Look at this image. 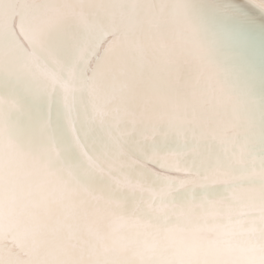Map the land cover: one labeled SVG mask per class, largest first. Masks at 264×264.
I'll return each instance as SVG.
<instances>
[{
	"label": "snow or ice",
	"instance_id": "obj_1",
	"mask_svg": "<svg viewBox=\"0 0 264 264\" xmlns=\"http://www.w3.org/2000/svg\"><path fill=\"white\" fill-rule=\"evenodd\" d=\"M0 76L55 96L73 137L45 138V122L18 137V105L0 98V264H232L175 250L221 223L264 264V140L257 150L181 0H0ZM157 136L175 147H137ZM235 200L253 214L233 220Z\"/></svg>",
	"mask_w": 264,
	"mask_h": 264
},
{
	"label": "water",
	"instance_id": "obj_2",
	"mask_svg": "<svg viewBox=\"0 0 264 264\" xmlns=\"http://www.w3.org/2000/svg\"><path fill=\"white\" fill-rule=\"evenodd\" d=\"M181 3L185 6L200 44L207 52V59L217 70L225 87L241 101L242 113L251 121L250 137L259 150V144L264 140V8L258 6L257 0H181ZM0 98L18 105L19 111L13 113V127L18 137L25 140L39 139V124L45 122L49 124L45 138L53 137L62 147L73 144L62 103L55 96L28 91L26 85L0 76ZM105 139L103 130L89 133L90 150L96 148L100 151ZM137 147L150 153L153 148L167 151L175 145L162 144L161 137L157 136L155 144L144 142ZM74 155L78 157L79 153L74 152ZM129 158L139 161L137 167L143 165L146 170L161 171L139 151L130 150L129 157L125 159ZM186 159L190 161L192 157ZM229 204L231 210L240 213L232 216L233 220H242L253 214L243 200L229 201ZM226 235L225 225L216 224L194 236L185 234L175 237L184 240V244L175 250L185 262L208 259L253 264L254 250L226 243ZM103 245L105 248L123 250L125 241L108 235Z\"/></svg>",
	"mask_w": 264,
	"mask_h": 264
},
{
	"label": "clouds",
	"instance_id": "obj_3",
	"mask_svg": "<svg viewBox=\"0 0 264 264\" xmlns=\"http://www.w3.org/2000/svg\"><path fill=\"white\" fill-rule=\"evenodd\" d=\"M230 211V213H231V215L232 216H238V215H240V213L239 212H236V211H234V210H229Z\"/></svg>",
	"mask_w": 264,
	"mask_h": 264
}]
</instances>
